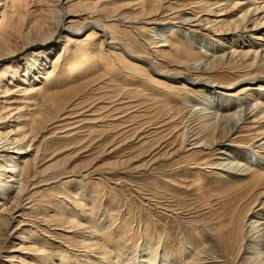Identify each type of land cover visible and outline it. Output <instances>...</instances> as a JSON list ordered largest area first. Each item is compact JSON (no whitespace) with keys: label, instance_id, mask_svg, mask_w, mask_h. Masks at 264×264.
Wrapping results in <instances>:
<instances>
[{"label":"bare ground","instance_id":"6f19581e","mask_svg":"<svg viewBox=\"0 0 264 264\" xmlns=\"http://www.w3.org/2000/svg\"><path fill=\"white\" fill-rule=\"evenodd\" d=\"M55 15L56 30L33 43L30 33L52 27ZM35 45L42 47L30 50ZM102 79L93 103L66 99L84 82ZM147 83L163 90L168 105L176 102L168 92L182 97L178 112L171 108L149 125L173 129L171 145L180 141L178 147L158 156L170 145L162 141L148 161L126 169L133 161L120 154L145 131L136 129L107 145L114 160L103 171L96 163L86 170L77 164L92 152L88 142L62 156L102 119L118 124L140 113L134 99ZM115 87L121 92L108 97ZM133 126L125 121L118 128ZM177 158L162 180L171 187L172 175L185 168L199 181L209 174L237 183L224 212L207 217L218 221L215 229L200 216L206 207L195 208L198 222L182 220L187 207L177 201L142 197L178 224L180 259L157 244L148 226L120 232L119 220L121 229L139 224V230L143 221L103 208L92 193L97 188L84 184L108 175L118 186L124 179L112 178L117 169L148 172L151 179L157 165ZM0 264H264V0H0Z\"/></svg>","mask_w":264,"mask_h":264},{"label":"rangeland","instance_id":"374dc122","mask_svg":"<svg viewBox=\"0 0 264 264\" xmlns=\"http://www.w3.org/2000/svg\"><path fill=\"white\" fill-rule=\"evenodd\" d=\"M53 19H54V25L52 27L50 26V28L49 27L38 28L37 30L30 33L29 39H32L33 42L36 38H38L36 42H40L44 39L39 37H43L44 35H48L49 33L54 32V29L56 30L55 26L57 25L59 16L55 15ZM203 32H207V31L204 30L202 31V33ZM210 37H212L211 34ZM231 37L232 36H230L229 39H232ZM50 38H54V36ZM53 42H54L53 44H57L59 42V37L56 36ZM41 47H42L41 45H35L32 48H30V50L40 49ZM22 54L23 53H21L19 57H21ZM104 84H106V81L103 79L97 81L90 80L88 82H84L79 87V90H76V92H74V94L78 93L76 96L72 97V95L69 94L66 97V99L72 100L71 102H73L75 105L81 103L83 99L85 100V98L87 97L88 99H90V101L86 102L85 105H88L90 103H93L95 99L101 98L100 96L94 97L92 95L93 93H95L94 90L96 88H100V87L104 88ZM144 86H145L144 88H147V90L145 89L144 91L142 90L140 97L134 99L135 101L142 103V106H140V108L138 109L140 113H132L129 115L128 118L121 119L120 123L118 124L112 122L111 117L109 118V120L106 118L102 119L103 121L97 124L98 129L96 132L93 131V133L91 134L90 132L84 133L83 136L84 138L87 137L86 140L84 142H80L75 145L73 144L70 147L66 148L65 150L68 151H65L62 156L74 155L77 152V150L80 148L79 146L81 144L85 145L86 142H88L90 144V148L92 152L84 153L83 155H81L77 164L81 165V167L86 170L94 163H96L97 166H101L103 171L107 169L106 168L107 164L114 160L113 157L106 155V149L108 148V146L111 145V142L114 139L119 142L125 137L127 138L131 136L133 137L136 129L145 130V131L140 134L141 136H139V138L136 141L131 143V146L126 153L124 152L120 154V157H124V155L126 156L125 160L131 162L133 161L132 163H129L126 166L127 167L126 169L134 168L137 165H141L142 163L148 161L150 159V157H148L150 151L153 148H155L158 145V143L162 141L164 142L166 141V143H169L170 145L169 148H164L165 146H163L161 149L156 151L155 154L159 152L158 156H166L168 155V152H170V150L173 149V147L176 146L178 147L180 141L176 142L174 146L171 145L173 144V141H175L173 129H168L163 127L156 131V129L150 130V127H155V125L154 126H149V125L157 123L159 121H163V118L168 116V113L171 110V108H175V110L179 109V106L181 105L182 97H176L174 96L173 92L172 93L168 92L171 98L176 99V102L170 101V105H168L169 100L160 96L163 90H160L155 85L153 86L152 83L148 84L147 87L146 85ZM130 88L131 87H128L123 90L126 93H128L129 91H131ZM114 89L115 90L113 91L116 92L108 97H114L119 92H121V89H118L117 87H115ZM101 91L103 92V89ZM147 94L149 95L148 97H146ZM118 96H116L113 99H109L107 96H105L103 100H106L108 102H113V100L117 99ZM97 107L101 109V113L98 114H101L102 115L101 117H103L105 115V113L103 112H105L104 108H106V106L103 104V106L99 105ZM89 114L90 113H86V115ZM175 115H176L175 119L182 117V114L180 113ZM88 118H93V117H88ZM125 121L133 122L135 126L130 127L127 131L120 133V130H122V128H118V127L121 124H123ZM187 121H188V117L183 118L184 127L186 126ZM105 126L108 128H105ZM130 130L131 132L127 134V132ZM125 148L126 146L119 149V151H122ZM96 160L98 161L96 162ZM181 160L182 159L177 158L173 161L161 162L159 165L156 166L154 170V176H152L151 179L148 178L147 175L148 172H143L142 174L124 173L123 175L122 172L124 170L117 169V171H121L120 174L117 172L112 178L116 180L115 182H118L117 180L119 178L124 179V181L122 180L118 182V183L123 182L118 186L114 185V183L111 184L107 181V179L110 178V176L108 175H104L103 178L101 176H96L94 179L87 180L84 184H86V186L90 189L97 188L96 190H93L92 193L94 192V195L97 196L96 201L102 203L101 205L103 206V208L106 207L107 205V209L110 208L114 209L115 212L121 210L123 212L122 214L126 215L125 218H132V219L136 218L138 221H143L139 230L138 227L139 224L135 225L137 227H135L134 229H131L128 226L121 229L122 226H125L124 225L125 221L121 222L119 220L118 224H120V227L118 228L120 232H124L127 236L135 231L137 233H142L145 230V226H148L150 227V231L154 233V239L156 238L155 236L157 235L156 238V241L158 242L157 244H159L161 241L162 243L165 244L164 247L169 248V250L173 251V253L175 252L174 254L178 256V259H180L182 254L176 251L178 248L177 245L178 235L180 233L178 224L174 223V219H168L166 216L162 215L163 213H161V211H155L154 207L152 206L150 208L147 207L148 203L144 201L142 197L146 193H156L158 197L160 196L166 197L165 200H169L168 204H173V206L175 205V203L171 201H177V203L180 204L179 206L187 207L186 209L187 211L183 210V215H181L182 220L189 219L198 222L197 209L195 208H197L199 205L202 207H206L208 208V210L203 211V208L200 209L202 210L200 216L202 215L203 216L202 218L205 219L204 222L205 226H209L210 228L215 229L218 228L217 226L218 221L216 220L210 223L209 222L210 220H208L207 217L209 218L211 216L216 217L214 213L218 211H221L220 213L224 212L226 203L230 198V194L233 193V187L237 184L234 182L218 183L217 179L209 174L208 175L205 174L203 176L204 181L202 180L199 181L197 179H194V177L189 172L190 170L185 168V169H181L180 172L174 173V175H172L171 179L173 181L175 180L174 182L176 187H171L168 183L162 181L164 179L163 177L165 174H172L171 172L173 171L174 167H172L171 164L173 165L177 163V161L179 162ZM167 170H170V172H167ZM164 171H166L167 173ZM100 179H102V181L99 182ZM78 180L80 179L79 178L76 179V181ZM189 188L190 190H188ZM69 189L72 190L71 187ZM207 203H210L211 207H207L205 205ZM194 212L195 214H193ZM151 213H153L152 216H150ZM120 216L121 215H119L117 218H120ZM170 224L172 226L168 228L167 231H164L165 229H163L164 227L162 226L163 225L168 226ZM205 234H209V232L208 233L205 232ZM165 235L167 236L165 237ZM191 237L195 238L196 237L195 233H192ZM168 238H171V240H168ZM143 241L141 240L140 244H142ZM131 243H135V240L134 242Z\"/></svg>","mask_w":264,"mask_h":264}]
</instances>
